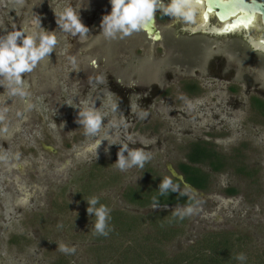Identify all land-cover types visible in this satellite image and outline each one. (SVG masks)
I'll return each instance as SVG.
<instances>
[{"label": "rangeland", "instance_id": "1", "mask_svg": "<svg viewBox=\"0 0 264 264\" xmlns=\"http://www.w3.org/2000/svg\"><path fill=\"white\" fill-rule=\"evenodd\" d=\"M67 6L73 7L90 29L87 36H73L57 28L53 11H62ZM110 11L109 0H0V35L4 34L5 28L11 31L13 25L17 29L28 26L29 35L35 30L36 33L50 31L57 37L56 48H62L57 53L62 56L61 62L69 66V58L75 57L80 71V66L85 65L86 60L88 62L92 52L98 55L99 50L107 51L111 46L110 40L103 37L99 27L103 15ZM95 14L97 17H94ZM37 15L40 17L41 27L37 22ZM170 22L165 29L174 28ZM135 35L136 33L122 39L112 48L111 51L119 52L121 58L114 59L111 63L104 58L102 67L97 64L90 71L92 78L103 77L102 84L92 83L86 91L75 89L71 100L65 90L64 96H57L58 99L61 98L60 104H65L68 110L69 120L58 116L62 119V130L65 133L69 130L72 135L70 138L59 137L54 132L50 117L52 113L46 107L47 112L41 118L46 119L51 128H45L48 137L45 139L46 151L44 154L40 153L43 167L35 180L36 184H40V189L25 181L23 158L14 162L11 154L0 153V264H52L60 259L69 261L70 264H114L117 256L110 251L112 246L118 247L123 241L131 240L109 237L103 243L107 251L96 254V243L93 241L97 238L93 234L96 217L86 214L88 205L85 200L96 196L100 204L112 211L124 212L130 216H146L154 210L153 206L151 209H140L129 204L124 199V193L136 186L158 187L164 177H169L172 181L180 177L178 165L186 162L187 150L192 142L212 144L217 148L213 149L214 152H217L219 158L222 157L219 160L226 165L217 173L207 166L204 168L209 173V189L206 192L186 186L189 189L185 191L196 199V204L192 205L196 211L193 215L186 216L185 224L180 227L182 234L163 247L165 254L173 256L181 251L186 252L191 247V250H202L201 247L204 246L202 243L199 245L200 241L217 234L231 239L234 245L232 264H264V119L255 115L250 124L242 121L241 113L227 101L225 81H215L220 92L211 88L210 94L205 97L190 99L181 89L187 76L178 73L171 78L166 71L169 60L166 62V59L159 58L158 52L154 58H149L140 52L142 49H138L137 58L130 53L136 47L133 44ZM98 39L106 41L100 49L96 46ZM76 49L81 54L71 55L70 51L76 52ZM55 53L53 52L54 57ZM164 54L165 52L160 56ZM137 60L138 65L143 61H150L151 70L155 71L156 80L162 83L163 90L149 88L144 94L142 86L133 91L114 90L116 88L111 81L118 79L126 68L131 71ZM109 64L112 65L110 71L106 67ZM46 70L48 64L43 63L41 71ZM193 77L199 84L207 82L199 74ZM129 79L134 82L137 77L128 72L125 81ZM47 82L42 87L46 94L35 102L37 108L38 103L46 102L44 100L48 97ZM81 95L83 97L80 99ZM69 102L74 105L80 102L82 108L100 111L106 117L105 127L109 122L113 125L107 137L109 142L127 143L131 149H143L151 154V160L143 169L134 167L122 172L115 167L119 145H112L110 153L106 154L104 148L107 141L102 143L97 156L93 147L95 140L85 137L82 127L74 130L69 125L75 124L76 117L70 118L71 114L76 116L78 112V109L66 104ZM114 102L119 103L120 110L116 112L110 107ZM143 113L147 115L141 119ZM248 116L247 113L245 118L248 119ZM65 133L63 134L66 135ZM103 137L104 129L97 139ZM243 143L246 145L241 146ZM236 150L238 151L235 152ZM238 152L242 156L240 159L234 154ZM30 176L34 180L31 171ZM8 180L10 181L6 185ZM232 189L234 195L228 193ZM185 207L170 209L176 211ZM143 230L140 238L141 234H151L147 245L158 247L152 240L153 230L149 226ZM132 239L134 240L133 236ZM143 241L142 238L139 243ZM59 243L75 247V254L61 253L57 247ZM131 245L136 246L135 243ZM239 253H244L247 259L243 262L235 259Z\"/></svg>", "mask_w": 264, "mask_h": 264}, {"label": "flooded vegetation", "instance_id": "2", "mask_svg": "<svg viewBox=\"0 0 264 264\" xmlns=\"http://www.w3.org/2000/svg\"><path fill=\"white\" fill-rule=\"evenodd\" d=\"M257 1L264 3V0ZM221 2L230 3L232 0H222ZM196 4V23L181 24L171 21L174 26L172 30L170 27L165 29L170 22L169 18L157 13L154 18V33L150 34L145 28L137 32L133 41L136 47L130 53L134 57H138V49H142L140 52L149 56V58H154L158 52L159 58L166 59V62L169 60L168 70L166 68V71L171 78H173V74L178 73L187 76L183 81L181 89L190 99L205 97L207 94H210L209 90L211 88H215L214 90L219 89V85L215 81L218 80L219 83L225 81L224 93L227 101H230L228 103H232L233 107L241 113L240 117L242 121H247L250 124L253 121L252 116L254 117L255 115L264 119V25L262 16L256 14V17L251 23L243 26L244 24L241 23L239 25L238 22L240 17L245 16L243 13L239 12L230 16L226 21H222L219 16L220 10L217 7V2L212 5L211 0H199ZM98 10L101 9L98 7ZM94 17H97V14ZM247 20L249 19L247 18ZM28 28V26H24L26 31H29ZM30 33L33 32L31 31ZM34 33H36V30ZM78 37L76 41H78ZM118 39L110 40L109 44L111 46L107 51L99 50L98 55H96V52H90L92 54L91 58L88 62L86 60L85 65L80 66V71H78L79 68L77 65L74 69L71 63L69 66H66L65 63L63 64L60 58L62 56H58L57 54L58 49L62 50V48H56V53L54 52L55 57L52 53L51 60L46 58L40 63L37 69L23 77V87L29 93L27 97H9L4 88L2 86L0 87V115L4 116V120L0 121V143L2 144H0V153L3 152L1 155H4V153L11 154V160L14 162L21 158L24 159V164L21 165L25 167L23 176L27 184H31L34 188L40 189V184H36L35 180L39 176L40 169L43 167L41 154H44L46 151L45 139H48L45 128H51V124H48L46 119L41 118L47 112L46 107L48 106V112L52 113L50 117L55 129L54 132L59 137L66 136V138H70L72 135H70L69 130L66 133L62 130V119L58 116H63L69 120L68 110L65 104H60L59 101L61 98L58 99L57 96L62 97L63 91L65 90L70 95L71 100L75 89L78 90L81 88V91L89 90L91 84L95 83L96 78L95 76V78H92V74L90 73L91 70L95 69L91 62L95 60L98 66L102 67L104 65L102 59L104 58L109 63L113 62L114 59L121 58L118 54L119 52L116 50L111 51L112 48H115V44H119L122 41V39ZM104 42L106 41L98 39L96 46L100 49V46ZM74 51H70L71 55L79 54L77 49L76 52ZM163 52H165L164 56H160ZM64 55L67 57L66 54ZM150 61H143V63L141 62L138 65L137 60V64L135 67H132L131 71H127L126 68L118 79L114 78L111 81L115 85L116 89L114 90L117 92L119 90L124 92L125 90L133 91L138 86H142L141 91L143 94L149 88L163 90L162 83L156 80L155 71L151 70L152 64ZM43 63L48 64V70L45 72L41 71V65ZM106 67L110 71L112 65L109 64ZM128 72H131V75H135L137 80L134 82H131L130 79L125 81ZM195 74L201 75L202 79L207 80V82L204 85L197 83L193 77ZM44 79L48 81L49 94L47 99H43L46 102L38 103L39 108H37L35 107V102H38L43 97V94H46V91L42 89L43 85H46ZM38 85L41 88H38ZM207 91L209 92L207 93ZM218 91L220 92V90ZM82 97L83 95H81L80 99ZM76 105L82 106L80 102ZM4 109L7 111H3ZM247 113L249 115L248 119L245 118ZM72 117L76 116L71 114L70 118ZM67 125L66 130L68 129ZM69 125L74 130L76 127L77 129L78 127L80 128L76 123H69ZM3 128H7V132L2 131ZM51 134L53 135V131H51ZM195 144L197 142L189 144L187 154ZM199 144L201 146L207 144L211 149L215 148L209 143ZM244 145L246 144L243 143L241 146ZM247 149L248 147H246ZM76 153L74 154L75 157H77ZM215 153L217 152L215 151ZM187 154L185 164H188ZM234 154L239 159L242 157L239 155V152ZM216 155L218 156V154ZM220 159L222 160V157ZM17 165L15 164V166ZM29 170L34 175V180L30 176ZM176 178L181 179L183 182L181 175ZM19 180L20 178H18ZM187 187L189 186L187 185ZM28 191L30 192V190Z\"/></svg>", "mask_w": 264, "mask_h": 264}, {"label": "clouds", "instance_id": "3", "mask_svg": "<svg viewBox=\"0 0 264 264\" xmlns=\"http://www.w3.org/2000/svg\"><path fill=\"white\" fill-rule=\"evenodd\" d=\"M109 2L111 11L103 15L99 25L100 32L108 40L124 39L140 32L146 24L154 20L157 13L168 17L174 23L194 24L197 20L196 0H167V2L165 0H109ZM53 12L57 28L62 32L80 37H85L90 33V29L82 22L80 15H77L73 7L67 6L62 11ZM37 22L41 27V20L38 15ZM3 31L4 34L0 35V86L4 88L9 97H27L29 93L23 88V77L37 69L46 58L51 60V55L56 51L58 44L57 37L50 31L29 35L24 28L17 29L16 25L12 26L11 31L7 28ZM70 61L75 69V57H71ZM91 63L93 67L97 66L95 60ZM95 82L102 84L104 82L103 77H96ZM66 104L78 109L75 123L83 128L85 137L95 140L93 147L97 156L98 149L104 141H107V146L104 148L106 154L110 153L112 145H119L115 167L122 172L134 167L143 169L145 164L151 160V154L143 149H131L127 143L114 144L109 142L107 137L110 135L113 125L109 122L105 127L106 117L100 111L82 108L70 102ZM110 107L113 112L120 110L119 103L114 102ZM3 111L7 110L4 109ZM18 115L20 114L18 113ZM146 115L147 113L141 114V119ZM3 120L4 116L0 115V121ZM102 129H104V137L97 139ZM2 131L7 132V128H3ZM158 191L160 195H165L178 192L179 188L171 178L164 177L158 186ZM180 194L186 195L187 193ZM85 201L88 205L86 214L96 217L93 234L108 236L111 230L108 225L111 210L106 205L100 204L99 198L96 196ZM153 207L154 209L159 207L156 197H153ZM195 211L193 206H187L183 209H177L173 215L184 219L186 216L193 215ZM57 247L61 253L66 255H72L76 252L75 247H69L64 243H59ZM235 259L243 262L247 257L244 253H239Z\"/></svg>", "mask_w": 264, "mask_h": 264}, {"label": "trees", "instance_id": "4", "mask_svg": "<svg viewBox=\"0 0 264 264\" xmlns=\"http://www.w3.org/2000/svg\"><path fill=\"white\" fill-rule=\"evenodd\" d=\"M220 158L209 146H201L197 143L190 148L187 154L188 164L182 163L178 166V172L183 179V182L178 178L173 180L174 184L181 186L179 187L181 190L178 192L160 195L156 186L129 188L123 195L129 204L136 205L143 210L151 209L153 197H156L159 207L158 209L156 208L157 210L153 207L154 210L146 214V216H130L124 212L111 210L108 221L111 229L109 235L106 237L97 235V238L93 240L96 243L94 246L96 254L107 251L103 245L107 238L116 239L121 237L122 239H129L131 242L123 241V244L118 247L112 246L110 251L117 256L114 264H230L234 245L231 239L224 235H210L206 239L201 240L199 245L202 243L204 246L201 247L202 250H197L196 248L191 250V247L187 250L188 252L181 251L179 254L168 256L163 249L165 245H169L182 234L180 227L185 224L186 217L180 219L174 216V211L170 208L187 207L196 204L195 197L185 191L186 186L188 185L199 192H206L209 189V173L204 168L207 166L215 173L224 169L226 164L221 163ZM180 193L187 194L181 195ZM228 193L234 195V189L229 190ZM148 226L153 230L152 238L154 237V239L152 240L158 247L147 245L151 234L147 236L141 234L144 241L139 243L142 240L140 233H143V229ZM131 243H135L136 246L131 245ZM138 252L142 254H138ZM52 264H70V262L60 259Z\"/></svg>", "mask_w": 264, "mask_h": 264}, {"label": "water", "instance_id": "5", "mask_svg": "<svg viewBox=\"0 0 264 264\" xmlns=\"http://www.w3.org/2000/svg\"><path fill=\"white\" fill-rule=\"evenodd\" d=\"M221 1L222 0H211V3L214 5V3L217 2V7L220 10L219 16L222 21H226L230 16L240 12L245 16L238 19L239 25L242 23L244 24L243 26H247V24L254 20L256 14H260L262 16V22L264 25V3L257 0H232L233 3ZM247 18L249 20H247ZM154 21L155 20L146 24L144 27L150 34L154 33Z\"/></svg>", "mask_w": 264, "mask_h": 264}, {"label": "snow or ice", "instance_id": "6", "mask_svg": "<svg viewBox=\"0 0 264 264\" xmlns=\"http://www.w3.org/2000/svg\"><path fill=\"white\" fill-rule=\"evenodd\" d=\"M196 2L198 3V2H199V0H196Z\"/></svg>", "mask_w": 264, "mask_h": 264}]
</instances>
